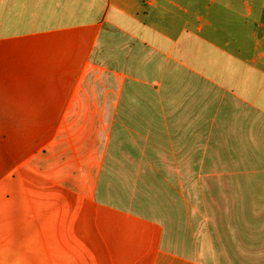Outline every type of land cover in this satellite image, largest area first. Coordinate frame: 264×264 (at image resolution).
<instances>
[{
    "label": "crops",
    "instance_id": "1",
    "mask_svg": "<svg viewBox=\"0 0 264 264\" xmlns=\"http://www.w3.org/2000/svg\"><path fill=\"white\" fill-rule=\"evenodd\" d=\"M0 264H264V0H0Z\"/></svg>",
    "mask_w": 264,
    "mask_h": 264
}]
</instances>
